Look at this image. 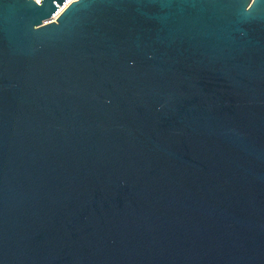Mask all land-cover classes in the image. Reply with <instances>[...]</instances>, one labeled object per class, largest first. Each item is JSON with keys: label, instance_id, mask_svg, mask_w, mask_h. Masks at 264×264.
Returning <instances> with one entry per match:
<instances>
[{"label": "water", "instance_id": "water-1", "mask_svg": "<svg viewBox=\"0 0 264 264\" xmlns=\"http://www.w3.org/2000/svg\"><path fill=\"white\" fill-rule=\"evenodd\" d=\"M68 2L0 0V264H264V0Z\"/></svg>", "mask_w": 264, "mask_h": 264}, {"label": "built area", "instance_id": "built-area-1", "mask_svg": "<svg viewBox=\"0 0 264 264\" xmlns=\"http://www.w3.org/2000/svg\"><path fill=\"white\" fill-rule=\"evenodd\" d=\"M32 1H34L37 5H40L38 2H41L42 0H32ZM73 2V1H76V0H69V2ZM55 18V17H54Z\"/></svg>", "mask_w": 264, "mask_h": 264}, {"label": "bare ground", "instance_id": "bare-ground-1", "mask_svg": "<svg viewBox=\"0 0 264 264\" xmlns=\"http://www.w3.org/2000/svg\"><path fill=\"white\" fill-rule=\"evenodd\" d=\"M69 3H71V1L70 2H68V3H66L64 6H63V8H61L60 9V11L59 12H61ZM59 14V13H58ZM57 16V15H56Z\"/></svg>", "mask_w": 264, "mask_h": 264}]
</instances>
